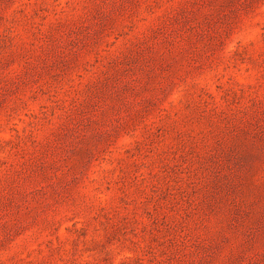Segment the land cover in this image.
Returning <instances> with one entry per match:
<instances>
[{
	"label": "rangeland",
	"instance_id": "rangeland-1",
	"mask_svg": "<svg viewBox=\"0 0 264 264\" xmlns=\"http://www.w3.org/2000/svg\"><path fill=\"white\" fill-rule=\"evenodd\" d=\"M0 264H264V0H0Z\"/></svg>",
	"mask_w": 264,
	"mask_h": 264
}]
</instances>
